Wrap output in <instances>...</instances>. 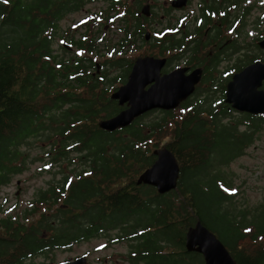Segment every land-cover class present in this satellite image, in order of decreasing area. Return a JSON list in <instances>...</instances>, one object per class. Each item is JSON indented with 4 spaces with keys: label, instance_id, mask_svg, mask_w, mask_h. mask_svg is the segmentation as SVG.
Returning <instances> with one entry per match:
<instances>
[{
    "label": "trees",
    "instance_id": "obj_1",
    "mask_svg": "<svg viewBox=\"0 0 264 264\" xmlns=\"http://www.w3.org/2000/svg\"><path fill=\"white\" fill-rule=\"evenodd\" d=\"M11 1V4L0 1V186L10 183L13 175L23 172L26 155L20 150V144L31 140V136L41 135L43 140L49 141L52 161L78 152L79 158L88 161V167L80 171L70 169L73 174H64V178L58 179L51 187L59 189L55 192V220L61 223L60 232L55 236L87 235L95 229L90 227L92 224L72 227L63 222L85 218L101 224L104 203L108 204V213L111 214L121 210L119 205H127L124 202L128 201L121 198L129 195L130 188H150L151 185H138L136 180L154 161L156 156L151 148L161 141L155 142L153 138L167 134L162 129L169 128L170 119L164 115L147 123L138 116L129 125L113 131L101 128L98 124L100 118L111 116L122 108L118 100L111 97L119 83H101L93 77L87 80L84 73L76 82L55 81L57 59L52 52L51 38L55 36L58 19L70 6H81L83 1ZM113 3L116 7L117 2ZM46 30L49 31L47 34ZM79 46L94 50L92 42ZM76 61L73 65L64 64L66 72H77L84 66L82 56ZM226 109L224 105L223 114L211 116L191 110L176 125L173 123V139L164 145L176 153L180 162L181 177L177 187L186 189L178 190L185 200L176 203L171 192V201L156 207L152 214L155 220L162 219L159 212L175 210V205L180 212L184 205L187 225L201 218L217 231L239 264H264V201L246 210L226 208L233 193L225 191L222 186L231 187V179H227L222 171L211 170L216 162L228 163L242 155L254 140L247 130H239L237 123L261 124L264 119L246 113L230 115L231 111ZM57 112H60L59 117ZM172 118L174 120V115ZM225 118L229 120L224 121ZM145 125H148L147 131ZM219 152L223 157L213 161L214 153ZM71 158L73 156L70 162ZM139 195L151 196L149 193ZM129 204L134 212L143 205L140 200ZM45 215V211L41 212L38 221L50 224L51 218L46 219ZM0 219L4 226L10 222L8 216ZM148 223L152 224L151 221ZM14 226L19 235L22 225L15 222ZM27 232V244L39 243L34 240L39 233ZM143 235L144 243L156 245L154 232ZM251 241L253 243H249Z\"/></svg>",
    "mask_w": 264,
    "mask_h": 264
},
{
    "label": "flooded vegetation",
    "instance_id": "obj_2",
    "mask_svg": "<svg viewBox=\"0 0 264 264\" xmlns=\"http://www.w3.org/2000/svg\"><path fill=\"white\" fill-rule=\"evenodd\" d=\"M7 1L9 0H6V3ZM82 1L81 6L77 2L78 7L70 6L58 19L55 36L51 38L52 52L54 51L52 43L55 42V53H53L57 59L55 60L57 67L55 81L76 82L84 73V79L87 80L93 77L101 83L121 85L128 80L133 64L139 58L153 56L164 59L159 76L174 74L179 78H187L193 74H199L200 78L194 90L177 106L173 108L155 107L145 111L139 117L153 110H160L165 116H171L178 108L186 110L183 116L191 110L211 116L223 114L221 110L225 105L228 111H238L264 119V111L258 113L240 111L225 100L228 83L236 72L257 60L264 62V46L259 43L264 38V0H198L194 7H192L194 0H178L179 4L174 3V0H107L97 12H90L85 6L98 0ZM113 1L117 2L116 7ZM177 8L185 12L182 14L183 18L178 17L174 20L170 15ZM79 11H85L81 20L78 21L79 18L71 17L68 27H62V20L66 16ZM117 18L123 23V31L121 37L112 44L110 49L102 34ZM186 19L187 22H185ZM163 22L165 23L159 29L156 24ZM251 27L257 30L256 34H251ZM45 32L47 34L49 31ZM90 42L94 43V50L79 46ZM101 42L105 49L99 46ZM140 44H142L141 48L151 46V49H138ZM114 45L117 46L113 48ZM131 47H137L138 50L133 57L124 54ZM116 52L119 54H115ZM80 56L84 59V66L81 69L78 68L77 72L73 70L66 72L63 68L64 64L76 63ZM64 60L66 62L62 63ZM147 70L152 71L149 68ZM250 77L252 76L247 78V91L248 87L251 89L252 78ZM219 78H221L218 83L220 86L214 88H218L217 92L221 93L220 102L212 103V105L199 102L198 100H203L209 87H212ZM152 83H148L147 87ZM260 88L264 89V79ZM208 98H204V101ZM124 106L122 105V108ZM241 125L245 127L242 128ZM241 125L238 127L239 130H247L254 139L247 147L256 140V132L264 130V121L261 124L246 121ZM142 184L144 183L138 185ZM142 189L146 190L138 192ZM179 189L186 191L185 188L176 187L170 191L159 192L153 185L150 188H139V190L130 188L129 195L121 198L128 201L124 202L127 205H119L121 210L109 214L108 204H103L100 216L104 221L101 224L89 219L64 221L63 224L72 227L92 224L90 227L95 228L90 234L74 237L55 236V233L60 232L59 224L61 223L55 220V192L59 189H38L36 198L30 200L33 207L26 210L25 216L20 214L18 218L9 213L0 217L10 218L7 226H4V221L0 219V264H205L203 253L188 250L186 246L187 230L199 218L188 226L184 205L180 212L177 205H175V210L167 209L166 212H159L162 219L155 220L152 214L156 207L171 201V192L175 202H179V197H174ZM139 193H149L151 196H140ZM180 198L185 200V197ZM36 200H39L40 204H36ZM48 200L54 202L53 208L50 209L52 212L47 211L45 215L46 219L51 218L50 224L38 221L40 218L33 221L28 220L30 221L28 223L24 220L29 214L34 213L33 211L41 210L43 207L48 209L49 203H43ZM138 200L142 201L143 205L140 210L134 212L129 203ZM9 201L6 200L4 210L8 207L6 203ZM28 211L31 212L28 213ZM171 215L174 218H171ZM85 217L88 218V215L86 214ZM108 218L111 220L108 221ZM149 221L152 224H149ZM169 221L173 223L169 224ZM15 222L22 225L19 235L16 234ZM204 223L210 228L206 222ZM28 230L39 233V237L34 239L39 243L30 245L26 243ZM145 232H154L155 246L144 243L143 234ZM97 237H106V240L101 245L89 248L86 246L81 249L85 243ZM119 241H127L129 244L124 245L121 250H113L115 243ZM166 244L170 246H165ZM60 253L69 254L59 260Z\"/></svg>",
    "mask_w": 264,
    "mask_h": 264
},
{
    "label": "rangeland",
    "instance_id": "obj_3",
    "mask_svg": "<svg viewBox=\"0 0 264 264\" xmlns=\"http://www.w3.org/2000/svg\"><path fill=\"white\" fill-rule=\"evenodd\" d=\"M1 1V0H0ZM4 1V0H2ZM134 1V0H133ZM107 0H98V1H93L85 6V8L90 11V12H97L99 11V8L104 6L106 4ZM198 0H194L192 7L196 6ZM7 3H11V1H7ZM191 6V5H190ZM85 11H79L74 13L73 15L66 16L62 20V27L67 28L68 23L70 22L71 17H76L79 20L82 19V15L84 14ZM185 12V10H180L177 8L176 10L173 11V13L170 15L171 18H174V20H177L178 17L183 18L184 15H182ZM5 17V15H3ZM76 19V20H77ZM117 18L116 20H113L112 24L106 29V31L103 32L102 35H104L105 43L106 45L111 49L112 44L116 43L118 38L121 37L122 35V27L123 23L120 21V19ZM188 20L190 19L187 18ZM187 19L185 22H187ZM75 20V21H76ZM180 23V21H178ZM184 22V23H185ZM0 23H2V16L0 17ZM163 23H157V27L160 29ZM251 34H256L257 30L253 29L251 27L250 29ZM162 34V32L160 33ZM5 35V26L2 28V36ZM140 48L142 50H149L151 49V46H147L146 48ZM103 49V42L100 43L99 45ZM106 46V47H107ZM117 45H114L113 48H115ZM53 47V52L55 53V42L52 43ZM137 47H131L128 48L127 52L124 53L128 55L129 57H133L137 53ZM104 52V51H102ZM153 52H156L153 50ZM106 53V52H105ZM115 54H119L116 52ZM111 55V53H109ZM238 57V56H237ZM236 61H238L236 59ZM111 74H113L111 72ZM221 78L217 79V81L212 85V87H209L207 94L205 95L204 98H208L206 101H204V98L202 101L200 99L198 100L199 102H203L204 105H207L209 103H214L218 104L220 102V94L217 92L218 87L220 86L219 81ZM199 97H201V94H199ZM198 102V103H199ZM66 107V105H65ZM186 110H183L181 108H178L177 110L174 111V120L171 116H166L167 119H170V124L169 122V128H163V131H167V134H163L161 138H153L156 141H161L158 146H152L151 151L154 152V149L156 147H159L160 145H163L164 142L167 140H172V134L171 132L174 129V125L178 123V121H181L183 119V115L185 114ZM238 111H231L230 115H239ZM60 116V112H57V117ZM164 114L160 110H153L149 114L144 115L142 118L143 122H151L153 120L159 119L163 117ZM231 118H235L234 116H231ZM229 118H225L224 121H228ZM165 123V121H163ZM174 123V125H173ZM242 123H237V127L241 125ZM148 125H145V131L148 130ZM167 127H168V122H167ZM242 128H244V125H241ZM242 130V129H241ZM169 131V134H168ZM58 137V135H55ZM31 140L28 141H23L20 144V150L26 155V166L23 169V172L17 173L13 175L12 180L9 184H4L0 187V204H1V209H0V217L6 216L9 213L16 215L18 218H20L21 215H26V210H30L29 208L33 207V204L30 200L35 199L36 192L38 189H44V188H51L52 185L55 186V183L58 181V179L62 180L64 178V174H70L74 173V171H70V169L74 168L75 171H80L85 167H88V161L79 158L78 152H72L71 156V162H70V157L62 158L58 161H52L51 156L49 154V148L51 144L49 141L43 140V136H31ZM77 156V157H76ZM214 159L213 161L216 162V160H220L223 155L219 152L214 153ZM211 170L213 172H218L222 171L225 177L228 179L230 178L231 180V187L223 185L222 187L224 188L225 191L233 193L231 196V199L226 202V208L228 209H248L252 206H255L257 204H262L261 202L264 201V130L260 132H256V140L253 142V144L249 147L246 148V152L243 153L242 155H239L236 157L234 160L228 162V163H222L221 162H216L215 165L211 167ZM59 180V181H60ZM143 185V184H142ZM55 189V188H54ZM135 189V188H132ZM139 190V189H138ZM146 189L139 190L140 191H145ZM35 193V194H33ZM180 197L183 195H180L179 192L177 191L176 195L174 197ZM52 197V196H51ZM17 199V200H16ZM178 199V200H179ZM6 200H10L6 204L8 207L4 210L5 202ZM174 200V199H173ZM175 201V200H174ZM43 202V201H42ZM49 203L48 209L47 208H42L41 210L33 211L34 213L29 214L27 217L24 218V220L28 223L30 221L28 220H37L40 218V213L45 211L52 212L50 209L53 208V201L48 200L44 201L43 203ZM40 204L39 200H36V204ZM3 205V206H2ZM31 211H28V213ZM15 217V216H14ZM250 217V214L249 216ZM16 218V219H18ZM82 220H85L82 219ZM144 227V226H142ZM140 227V228H142ZM139 228V229H140ZM211 228V227H210ZM212 229V228H211ZM217 233L216 230L212 229ZM114 232V231H113ZM218 235V233H217ZM110 238V237H109ZM162 240V238H160ZM106 240V237H97L95 239H92L88 243H85L81 249H84L86 246L92 247L94 245H101L103 241ZM264 240V237L262 238ZM110 242V241H109ZM111 243V242H110ZM249 243H253L252 241ZM129 244L127 241H119L118 243H115L114 249L113 250H121L123 249L124 245ZM230 249V248H229ZM73 253V252H72ZM69 253H60L58 255L59 260H61L65 255ZM234 256V255H233Z\"/></svg>",
    "mask_w": 264,
    "mask_h": 264
},
{
    "label": "water",
    "instance_id": "obj_4",
    "mask_svg": "<svg viewBox=\"0 0 264 264\" xmlns=\"http://www.w3.org/2000/svg\"><path fill=\"white\" fill-rule=\"evenodd\" d=\"M173 2L178 3V0ZM259 43L264 46V38ZM163 63L164 59L146 56L133 64L128 80L111 93L112 98L125 106L111 116L100 118L98 124L101 128L113 131L129 125L136 117L152 108H173L194 90L199 74L187 78H179L174 74L159 76ZM148 68L152 71H148ZM250 75L251 89L248 87L247 91V78ZM263 79L264 62L257 60L245 66L229 81L225 100L240 111L263 112L264 89L260 88ZM150 82L153 83L147 87ZM153 153L156 158L140 173L136 182L153 185L159 192L175 189L181 176V165L176 153L167 145L156 147ZM186 246L188 250L203 253L205 264H239L225 242L200 218L189 226Z\"/></svg>",
    "mask_w": 264,
    "mask_h": 264
}]
</instances>
